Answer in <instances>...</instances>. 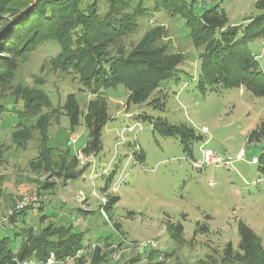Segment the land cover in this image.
<instances>
[{"label":"rangeland","instance_id":"obj_1","mask_svg":"<svg viewBox=\"0 0 264 264\" xmlns=\"http://www.w3.org/2000/svg\"><path fill=\"white\" fill-rule=\"evenodd\" d=\"M188 1L197 15L217 5L227 25L244 26L260 13L258 0ZM84 3L78 4L79 10L85 11ZM142 3L146 14L138 18L137 29L113 39L108 55L128 53L149 29L164 26L167 34L159 44L178 53L183 62L178 78L162 81L145 102L126 107L122 84L105 90L110 119L101 133L102 149L95 155L81 152L88 140L83 118L71 127L64 114L69 93H74L82 110L91 96L78 75L56 68L61 56L57 40L25 45L17 55L11 79L0 88V224L4 226L0 238L9 237V245L16 249L23 232L52 239L79 233L85 247L64 259L55 256L52 264H113L137 256L144 263L150 250L168 253L162 264H243L225 260L224 247L231 243L237 248L240 221L264 246V169L259 168L264 164V138L248 140L264 121V96L243 87L199 90V48L188 36L185 19L156 8L153 0ZM98 12L104 15L106 8L100 5ZM15 19L14 13L0 12V28L14 25ZM262 41L264 34L249 39L255 54ZM259 63L264 68V57ZM155 95L164 98L162 109L148 104ZM17 108L23 113L33 108L36 114L18 120ZM140 113L187 124L202 139L193 141L190 156L178 139L153 131L149 120L136 119ZM40 116L45 117L42 128L37 125ZM136 122L140 128L128 130ZM42 141L53 148L52 160L68 152L77 155L79 166L87 163L88 168L64 182L57 175L58 166L47 170L40 164ZM204 149L227 165L196 166ZM46 182L52 185L47 187ZM29 195L36 201L17 209L21 198ZM112 197L118 200L105 211ZM170 222L182 224V241L171 236Z\"/></svg>","mask_w":264,"mask_h":264},{"label":"trees","instance_id":"obj_2","mask_svg":"<svg viewBox=\"0 0 264 264\" xmlns=\"http://www.w3.org/2000/svg\"><path fill=\"white\" fill-rule=\"evenodd\" d=\"M83 1L85 11L78 9V4ZM133 1L0 0V12L16 15L14 25L8 27V23L0 28V52L6 54L0 56V88L11 79V73L17 67L16 57L22 47L37 45L49 39L57 40L61 56L56 58V68L64 72L73 71L91 96L83 110L74 93L66 96L62 106L71 127L79 123L80 117L83 118L88 130V140L81 149L85 155H95L102 149L101 133L110 119L105 94L107 88L122 84L126 88V107L145 102L162 81L178 78L179 65L183 62V57L178 53H171L165 45L159 44L167 34L164 26L149 29L128 53L108 55L107 48L113 39L135 32L138 18L146 14L142 0L135 4ZM153 1L156 8L185 19L188 36L192 44L199 48L200 71L196 81L199 90L220 92L222 89L243 87L255 96H264V68L248 44L250 38L264 34V0L256 2L260 13L251 17L244 26L227 25V17L217 5L197 15L188 0ZM100 5L106 8L104 15L98 12ZM148 104L162 109L164 98L155 95ZM26 111L23 113L21 108H17L14 116L22 120L30 114H36L33 108ZM136 119L149 120L153 131L178 139L183 151L190 156L193 141L202 139L191 126L184 123H169L165 118H153L145 113L138 114ZM44 124L45 117L40 116L37 125L42 128ZM260 138H264V121L248 136V140ZM52 152L53 148L42 141L40 164L47 170L50 166H58L57 175L64 182L79 177L89 166L87 163L79 166L77 155H69L68 152L64 153L62 159L58 154L57 160H52ZM136 155L138 159H143L141 153ZM259 168L264 169V164ZM51 185L45 183L47 187ZM108 185L109 179L104 189ZM117 200V197L110 198L104 206L105 211L111 209ZM15 215L10 221H14ZM168 230L176 241H182L181 223L170 222ZM238 233L237 248L234 249L231 243L226 244L224 259L243 264H264L261 239L241 221ZM81 239L79 233H72L64 239H52L47 235L23 232L20 244L13 249L9 245L10 238L3 236L0 238V264H17L16 260L28 258L45 260L50 253L57 259H64L85 247ZM166 256L167 252L150 250L146 253L144 263H140L141 256H137L113 264H162L161 259Z\"/></svg>","mask_w":264,"mask_h":264},{"label":"built area","instance_id":"obj_3","mask_svg":"<svg viewBox=\"0 0 264 264\" xmlns=\"http://www.w3.org/2000/svg\"><path fill=\"white\" fill-rule=\"evenodd\" d=\"M254 57L259 60L260 58L264 57V41H262V46L260 48V52L258 54H254ZM139 126L140 128V123L136 122L134 125L128 126V130H132L134 129V127ZM70 143H74L76 140L74 139H70L69 140ZM255 161V159H253V162ZM196 166L198 167H202V166H217L219 164L222 165H227V162L223 161L220 156L218 154H216L215 152H213L210 149H204L202 151V160L199 164L194 163ZM121 180V178L119 179ZM30 201H36V197L35 196H24L21 198V200L18 202L16 208L17 209H22L24 207V205L26 203H29ZM4 229V226L2 224H0V231ZM55 260V256L53 253H50L48 255V257L43 260V259H36V258H28V259H24L22 261H17V264H52Z\"/></svg>","mask_w":264,"mask_h":264}]
</instances>
